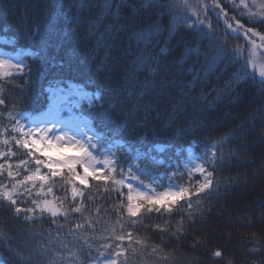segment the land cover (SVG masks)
Returning a JSON list of instances; mask_svg holds the SVG:
<instances>
[{
	"label": "snow or ice",
	"instance_id": "snow-or-ice-1",
	"mask_svg": "<svg viewBox=\"0 0 264 264\" xmlns=\"http://www.w3.org/2000/svg\"><path fill=\"white\" fill-rule=\"evenodd\" d=\"M126 7H131L130 0H70L68 22L73 29L83 31L86 43L92 42L84 58L95 61L103 51L95 71L98 78L103 74L104 80L92 91L87 90L88 84L71 77L45 79L41 69L48 60L43 43L36 39L44 35L40 25L24 37L31 36L34 41L31 47L36 50L28 52L31 64L19 52L15 56L0 52V206L15 218L23 214L26 224L36 220L44 223L46 214L56 226L55 233L49 231L47 235L34 227L22 230L32 239L44 238L29 250L27 259L32 264H61L59 249L49 245L67 248L69 243L75 251L68 249L67 264H134L148 254V249L167 264H181L180 257L165 254L147 232L141 238L135 229L152 227L161 241L165 235L183 238L188 231L186 219L191 222L197 215L193 197L204 202L205 194L219 195L221 183L226 194L231 192L229 181L236 178L218 179L217 173L234 161H244L238 149L225 152L226 145L236 141L245 144L257 121L264 133V66L259 69V79L255 72L257 62H264V0H140V8L133 7L130 14L123 15ZM149 9L155 19L138 21L139 12ZM169 15L180 18L191 37L180 36L173 46L183 49L181 55L165 65L159 81L145 80L139 91L120 86L118 75L125 81L137 80V74L156 59L150 49L164 52L179 35L176 28L164 23ZM221 23L223 27L218 30ZM165 31L168 36L162 44L159 37ZM121 33L127 37L123 57L135 58L118 70L120 61L112 52ZM240 39L243 45L232 43ZM236 65L240 67L231 71ZM187 76L191 80L185 82ZM244 82L259 85L258 93L250 95L245 106L257 105L250 118L215 144H205L211 151L196 156L189 148L186 162L179 155L166 161L146 153L142 161L131 164L132 157L117 156L104 131L97 130L101 114L109 116L113 128L122 132L147 128L163 115L169 127L181 121L195 125L178 131L193 135V143L199 144L195 134L207 127V118L197 104L204 103L211 93L192 92L198 85L212 84L217 95L208 105L211 108L239 98ZM145 96L157 109L161 97H166L163 112H149L142 104ZM38 100L40 106L33 107ZM143 135L146 137L147 132ZM14 149L22 150L24 157L13 163L12 158L18 155ZM259 159L264 169V154ZM248 162L254 160L248 158ZM259 171L254 170L253 175ZM185 176L187 186L180 183ZM195 176L200 179L194 181ZM257 207L264 209V199ZM198 211L203 217L211 208ZM252 219L249 215L248 220ZM9 231L0 230V247L13 252ZM94 242H99L95 249ZM248 242L254 245L249 255L264 256V243L256 233ZM213 256L221 257L222 253L215 251ZM253 264H264V259Z\"/></svg>",
	"mask_w": 264,
	"mask_h": 264
},
{
	"label": "trees",
	"instance_id": "trees-1",
	"mask_svg": "<svg viewBox=\"0 0 264 264\" xmlns=\"http://www.w3.org/2000/svg\"><path fill=\"white\" fill-rule=\"evenodd\" d=\"M70 0H0V39L9 44V48L13 51H27L25 62L31 64L32 58L28 55L29 51L36 49L31 47L34 43L33 38L25 35L32 32L36 25H40L43 37H37L41 40L45 48V56L48 63L41 71L44 73L45 79L53 77H71L76 81H82L88 84V91L94 90V86L104 80L103 74L98 78L95 68L99 58L103 56V51L98 55L97 60L89 61L84 58L85 52L91 46L92 42H87L83 38V31L73 29L67 20ZM131 7L124 9L123 15L131 13L133 7L140 8V0H130ZM210 3V0L208 1ZM152 17V10H141L139 12L138 21L149 20ZM164 23L171 24L176 28L179 35L172 41L171 45L161 52L159 48L150 49L156 59L146 65L143 70L137 74V80L125 81L118 75L119 84L122 87H128L129 90L139 91L143 86L145 80L159 81L163 78L165 72V65L173 58L179 57L182 53V48H175L173 46L180 36H187L185 28L182 26L180 18H173L171 15L165 17ZM213 24L216 22L213 20ZM143 26L142 24L140 25ZM223 24L217 26L218 30L222 29ZM168 32L165 31L159 39L163 44L167 38ZM118 46L113 50L112 56L119 59L120 63L117 65L118 70H122L127 64L128 59L135 57H123V49L126 47L127 37L121 33L117 38ZM206 43V42H205ZM233 44H244V40L233 41ZM133 49L135 50V41H132ZM143 48V44L140 45ZM264 66V62H257L255 72L257 79H259V69ZM240 65H236L231 71L238 69ZM249 71H253L249 68ZM185 82L191 80V76L184 78ZM215 82V77H212ZM106 82V81H105ZM22 83V82H21ZM179 85V81L177 82ZM223 81H220L222 87ZM47 87V84H44ZM212 84L197 86L192 92V95H197L201 92L211 94L208 95L204 103H198L197 108L204 109V116L207 127L198 131L195 135L199 139V144L193 143V135L180 133L181 128L195 127V125L188 124L186 121H181L171 127L167 126L163 115L160 120L154 121L147 128H138L135 132H122L120 129H115L109 123V116L103 114L97 117L99 125L98 131L103 130L106 140L111 143L112 151L117 156L125 158L132 157L129 160L131 164H137L144 159V154L150 153V158L156 160H168L170 157L175 158L179 155L180 159L185 161L189 156V148L199 156L205 151V144H215L226 133L232 131L240 125L246 118H250L252 110L257 106L255 104L250 107H245L248 103L250 95H255L259 91L258 84H251L244 82L241 85V96L233 98L231 101L224 100L222 103L214 104L211 108L209 104L215 100L217 92L212 91ZM15 91V90H13ZM166 97H161L159 109L149 102V97L145 96L142 104L153 115L157 110L163 112V101ZM132 102H135L133 97ZM40 106L39 100L33 107ZM130 106V105H129ZM143 111V108L141 109ZM111 130L112 134L109 136L108 132ZM147 132L145 137L143 134ZM264 133L261 132L259 122L253 129L245 144H240L239 141L226 145L224 151L238 149L243 153L241 159L243 163L233 162L232 166L217 173L218 179L227 177H235V181H229L231 185V192L226 194L224 184L221 183L220 193H212L211 196L205 194L204 202L197 201L196 197L192 198L193 210L197 215L191 222L187 221L185 226L188 231L183 238L176 239L170 235H165L163 240L152 227L145 229L143 227L135 229L143 238L147 232L149 238L155 245L163 248L165 254H172L181 258V264H228L231 260L232 264H253L254 261L264 259V256L249 255V249L254 245L248 242L252 238V233L260 238V242L264 243V217L261 216L262 211L257 207L264 199V169H261V160L259 157L264 154ZM117 141L119 143H117ZM162 147L163 152L159 153L157 148ZM18 155L12 158L11 162H17L24 157L22 150L14 149ZM139 158V159H137ZM248 158L254 162H248ZM3 160H0L2 163ZM141 167L144 165L141 163ZM260 170L256 176L253 175L254 170ZM199 176L193 177V180H199ZM187 177L180 180V183L186 184ZM95 184L96 182H91ZM63 195V193H59ZM70 199V197H69ZM210 201V203H209ZM211 208V212L205 211L204 216L201 217L198 210H206ZM87 214V213H86ZM251 215L253 219L248 220ZM23 214L20 218H15L11 211H6L3 206H0V230L9 231V236L12 239L10 247L13 252H8L7 249L0 247V263L1 264H32L28 260L29 250L37 243L44 240L43 237L36 236L32 239L30 236L23 234V229L38 228L42 230L45 235L49 231L55 233L56 226L51 224L50 218L45 214L44 223L36 220L32 224L24 223ZM60 223H64L62 217L58 218ZM180 219V217H176ZM159 222V221H157ZM145 223H149L145 221ZM102 228L103 225H97ZM67 231V229H65ZM64 237L61 236V239ZM71 240V237H68ZM27 241V243H25ZM194 241H198L193 247ZM46 243V241H44ZM99 242H94V249ZM49 247L59 249V257L61 264H67L69 258L68 249H72L73 245L69 243L67 248H60L58 244L49 245ZM139 247V246H137ZM148 254L142 258L137 259L134 264H167L162 260L159 254H152L150 249ZM220 251L221 257H214L213 253ZM24 256V260H20L17 255ZM95 254V251H93Z\"/></svg>",
	"mask_w": 264,
	"mask_h": 264
},
{
	"label": "rangeland",
	"instance_id": "rangeland-1",
	"mask_svg": "<svg viewBox=\"0 0 264 264\" xmlns=\"http://www.w3.org/2000/svg\"><path fill=\"white\" fill-rule=\"evenodd\" d=\"M209 0H207V2H208ZM210 3H211V0H210ZM9 46V44H7V43H5V42H3V40H1L0 39V52H4V53H8V54H11V55H13V56H15L18 52L21 54V56H22V58L25 60V57L27 56V51H12L11 50V48H9L8 47ZM163 148L162 147H159V148H157V151L159 152V153H161V152H163ZM192 151V153L193 154H195L196 156H199L198 154H196L195 152H193V150H191ZM68 155H74L75 153H73V152H69V153H67ZM0 160H2V159H0ZM189 160V156H188V158H187V160L186 161H188ZM14 163V162H13ZM1 264V263H0Z\"/></svg>",
	"mask_w": 264,
	"mask_h": 264
}]
</instances>
